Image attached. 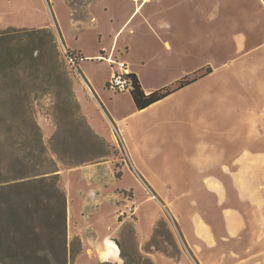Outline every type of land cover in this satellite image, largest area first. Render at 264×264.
Masks as SVG:
<instances>
[{"label":"rangeland","instance_id":"374dc122","mask_svg":"<svg viewBox=\"0 0 264 264\" xmlns=\"http://www.w3.org/2000/svg\"><path fill=\"white\" fill-rule=\"evenodd\" d=\"M137 1L0 0V31L10 26L47 28L40 38L27 32L12 35L10 44L20 46L22 61L0 72V169L14 156L25 160L34 153L37 169H58L59 187L71 193L81 172L67 173L69 167L104 162L105 168L93 174L112 182L118 193L103 211L125 255L119 264L140 256L152 264H264V170H249L241 188L218 193L207 187L201 195L202 187H182L184 172L172 168L170 178L179 187H168L159 168L154 169L166 154L171 164L190 168L187 154L194 139L198 134L208 138L226 118L233 124L234 112L243 118L246 110L257 122L253 128L249 122L246 143L264 148V47L249 61L235 47L238 36L247 38L249 47L264 42V7L259 0H145L137 10ZM62 46L79 49L77 69L66 62ZM37 47L40 63L28 54ZM207 65L215 72L141 110L135 109L125 87L129 71L137 74L145 91H152L182 77H199ZM219 97L231 103L217 104ZM33 124L41 135L39 144ZM114 126L127 134L128 146ZM242 132L229 140L232 148L244 145V126ZM41 144L46 150L37 156ZM134 169L142 177L153 176L156 195ZM189 191L195 193L188 205L182 196ZM73 199L66 211L67 243L73 249L69 262L102 264L93 252L79 255L81 245L72 231L80 225L72 215L84 213L85 207ZM40 210L43 234L38 239L51 241L57 252L60 209L44 200ZM5 262L17 264L9 258Z\"/></svg>","mask_w":264,"mask_h":264},{"label":"crops","instance_id":"0c3cea01","mask_svg":"<svg viewBox=\"0 0 264 264\" xmlns=\"http://www.w3.org/2000/svg\"><path fill=\"white\" fill-rule=\"evenodd\" d=\"M138 1L137 2L139 4L136 7L137 10L145 0ZM259 1L264 7V1ZM164 44L167 50L171 48V45L167 39H164ZM235 47L242 53L244 52V55L242 57L249 61L251 60L249 56L259 48L264 47V42L249 47L247 38L244 39L238 36L235 39ZM74 49L79 50L78 48ZM207 67L209 66L207 65ZM213 72H215V68L212 67L209 73H207V71L205 70V73L201 74L198 78L208 74H212ZM224 85L225 84H220L218 87H225ZM216 103L220 105H226L230 104L231 100L219 97L217 98ZM228 113L230 114L232 112L230 111ZM234 115L235 121L233 124L230 123L227 118L224 119V117L222 126L219 128L216 127L217 130L215 128V131H213V133H211L208 138H202L200 134H198L197 138L194 139L195 146L193 148V151L187 154L188 161H186L188 163H191L192 165L190 168H184L182 165L177 164V161L171 164V161H169L168 158V154H166L164 156V159H162V165L160 167H154V169L159 168L158 170L161 176L164 177H162L164 183L163 185L168 187L176 186L177 181L170 178V174H172L174 171L172 168H175L176 171L178 170L179 172L182 171L185 173L184 176L186 184L182 187H202L203 189H198V193L201 195H204V193L206 192L205 188L207 187H212L218 193H221L222 190L227 188H241L242 186L246 185L249 170H264V148H261L259 146H249L246 143L249 122L251 128H253V125L257 122L254 121L253 118H251V120L248 118L246 110L243 118L241 117V115L239 118L236 112H234ZM259 116L261 117V113L259 114ZM237 120L240 124V130H236L238 122ZM215 121L217 124L218 120L215 119ZM242 126L245 127V143L239 148H232L230 146L229 140L235 139L237 138V136L241 137L243 135ZM116 127L117 126H114L115 130L118 133L120 141L122 140L121 143L123 144V146H128V139L126 136L127 134L124 131L120 133L118 131V128ZM254 138L259 139V134L254 135ZM225 140H227V142H225ZM127 153L129 152L127 151ZM104 168V162H93L89 165H75L69 167L67 173L80 171L81 178L75 182V185L71 187V193L70 191H68L66 193V196L67 202L69 204L70 196H72L74 197V201L77 200L78 202H81V204H83L85 207L84 213L80 212L79 210L76 216L72 215V220L74 219L73 223L75 225H80L77 230L73 229L72 231V234L74 235L73 237H78L80 240L81 253H79V255L93 252L95 259L100 263L111 262L113 264H119V261L122 260L120 257L119 246L116 243V239H114L116 230L115 228H107L108 223H105V213L103 211L105 206H112V202L115 200V198L118 197V193L114 192V186L112 182L107 183L100 174H93L94 172L102 171ZM137 170L134 169V174L139 177L141 173ZM139 170L141 169L139 168ZM143 175L147 183L154 190L155 182L153 181V176H149L147 175V173H143ZM138 180L142 183V185H145L140 180V178H138ZM192 192H185L182 196V201L188 204V197H192ZM153 195L156 194L153 193ZM159 195L163 198V193L159 192ZM170 207L172 208V205H170ZM215 208L217 209L218 206H216ZM176 219L179 223L181 222L182 218L178 213H176ZM229 228L231 229V232H234L231 225Z\"/></svg>","mask_w":264,"mask_h":264},{"label":"trees","instance_id":"16d2710c","mask_svg":"<svg viewBox=\"0 0 264 264\" xmlns=\"http://www.w3.org/2000/svg\"><path fill=\"white\" fill-rule=\"evenodd\" d=\"M264 1V0H263ZM47 28H35L27 30L25 28L8 27L0 31V72L5 69H15L19 66L22 50L20 46L11 45L12 35L15 33L27 32L31 38H40V34L47 32ZM49 35L51 32H49ZM53 38H51V41ZM37 47L29 51L31 60L40 63L43 60L42 53ZM36 54L34 55V52ZM69 55L78 62L82 57L79 50H68ZM211 71L210 67L206 69ZM117 72H114V76ZM200 76V75H199ZM124 78L129 82V94L137 110H141L152 103L164 98L174 91L184 87L198 77L192 79L182 77L172 86H163L158 89L146 92L140 83L135 72L129 71L124 74ZM109 86V82L106 83ZM119 91L118 89H115ZM37 124H33L36 141L41 143V135L37 129ZM43 144L38 149V155L45 152ZM9 153V151H7ZM13 154V153H12ZM31 153L25 160L14 156L9 159L8 167L0 169V262H5L8 258L17 264H73L69 262V257H73L72 247H68L66 234V211L67 197L65 191L59 187L58 169L39 171L38 164L33 161ZM74 164L73 166H75ZM138 177V176H137ZM138 178L155 194L152 187L140 175ZM46 201H54L60 209L62 216L61 234L62 239L58 245L57 252L51 241L48 244L40 243L38 239L43 234L41 223V205ZM174 223L176 221L172 218ZM40 222V223H39ZM77 242L80 240L76 237ZM120 248V256L125 258L120 243L116 241ZM5 244V246H4ZM7 245V246H6ZM81 245V244H80ZM3 249L8 250V255H3ZM102 264H113L104 262ZM123 264H127L126 260ZM129 264H152L149 257H141L138 261Z\"/></svg>","mask_w":264,"mask_h":264},{"label":"built area","instance_id":"2783aa9c","mask_svg":"<svg viewBox=\"0 0 264 264\" xmlns=\"http://www.w3.org/2000/svg\"><path fill=\"white\" fill-rule=\"evenodd\" d=\"M61 53L64 56L68 65H70L72 68L77 69L78 62L75 60V58H73L72 56L69 55L68 49L66 47L62 46ZM124 80H126V79H124ZM119 82H120V80L116 79V84H118ZM125 87H126V90H128L129 85H127Z\"/></svg>","mask_w":264,"mask_h":264},{"label":"bare ground","instance_id":"6f19581e","mask_svg":"<svg viewBox=\"0 0 264 264\" xmlns=\"http://www.w3.org/2000/svg\"><path fill=\"white\" fill-rule=\"evenodd\" d=\"M109 245V244H108ZM109 247V246H108Z\"/></svg>","mask_w":264,"mask_h":264}]
</instances>
